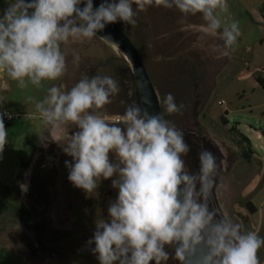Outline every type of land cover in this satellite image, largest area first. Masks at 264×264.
<instances>
[{"label": "rangeland", "instance_id": "374dc122", "mask_svg": "<svg viewBox=\"0 0 264 264\" xmlns=\"http://www.w3.org/2000/svg\"><path fill=\"white\" fill-rule=\"evenodd\" d=\"M100 2L94 0V5ZM7 6L8 0H0V15ZM227 6L219 13L222 25L238 21L241 30L228 56L221 55L222 28L216 36L206 33L200 14L184 17L175 8L153 6L137 14L135 26L116 24L136 42L164 118L190 145L186 170L198 171L200 146L215 154L219 171L214 194L223 216L264 237V91L256 82L264 78V0H227ZM61 47L67 71L57 81L21 89L0 74V104L17 115L6 127L8 144L0 154V264H99L94 245L87 242L95 221L108 218L109 204L117 198L115 177L102 179L91 193L74 187L65 164L72 157L63 146L78 129L45 125L34 105L51 86L67 91L84 76L108 75L120 92L99 112L119 123L131 105L125 82L134 79L121 52L97 36ZM74 53L80 56L78 65ZM168 93L178 106L184 105L182 113L164 112ZM239 131L251 141L248 156ZM258 256L264 264V247ZM167 264L179 262L169 259Z\"/></svg>", "mask_w": 264, "mask_h": 264}, {"label": "clouds", "instance_id": "9594fccd", "mask_svg": "<svg viewBox=\"0 0 264 264\" xmlns=\"http://www.w3.org/2000/svg\"><path fill=\"white\" fill-rule=\"evenodd\" d=\"M153 6L175 8L184 17L200 14L212 36L222 28L223 56L241 36L238 21L222 25L219 13L227 11V0H101L98 6L94 0H8L0 15V74L21 89L57 81L67 71L63 44L90 40L109 24L135 26L137 14ZM79 61L74 53L73 63ZM119 92L111 76H84L67 91L49 87L34 105L45 125L78 129L63 146L72 157L65 164L74 187L91 193L102 179L115 177L117 198L109 204L108 218L95 221L87 242L99 264H167L169 259L186 264L200 247L205 252L197 264H260L264 237L227 217L217 220L210 207L218 187L216 156L202 147L198 171L186 170L184 157L191 148L183 132L163 112L149 113L135 103L119 123L109 122L99 110ZM162 107L171 115L182 113L184 105L168 93ZM5 116L10 119L11 113L0 111V154L8 144Z\"/></svg>", "mask_w": 264, "mask_h": 264}, {"label": "water", "instance_id": "95a60500", "mask_svg": "<svg viewBox=\"0 0 264 264\" xmlns=\"http://www.w3.org/2000/svg\"><path fill=\"white\" fill-rule=\"evenodd\" d=\"M96 36L119 50L124 59L130 65L135 83L130 103L139 105L149 113H162L157 92L138 52L136 42L133 41L116 23L109 24L103 31L98 32ZM146 100L150 101V104L146 103ZM210 207L217 213V220L224 217L218 206L215 194L210 201ZM204 252L205 249L203 247L198 248L196 255L190 257L186 261V264H197V261L202 257Z\"/></svg>", "mask_w": 264, "mask_h": 264}, {"label": "trees", "instance_id": "16d2710c", "mask_svg": "<svg viewBox=\"0 0 264 264\" xmlns=\"http://www.w3.org/2000/svg\"><path fill=\"white\" fill-rule=\"evenodd\" d=\"M256 82L259 84V86L261 87V89L264 91V78L263 77H257L256 78ZM235 130H238L236 127H233ZM239 134H240V136L242 137V139L244 140V142H246V144H247V151H246V154H247V156L249 155V152H251V151H249V150H251L250 148H251V141H250V139L244 134V133H242L241 131H239ZM255 211V209H253V211L252 212H254Z\"/></svg>", "mask_w": 264, "mask_h": 264}, {"label": "flooded vegetation", "instance_id": "af4514ba", "mask_svg": "<svg viewBox=\"0 0 264 264\" xmlns=\"http://www.w3.org/2000/svg\"><path fill=\"white\" fill-rule=\"evenodd\" d=\"M134 88H135V83H134V81L133 82H125V91H126V93H127V97H129L130 99H131V96L132 95H129V92H131L132 94H133V90H134ZM201 147V149H202V146H200ZM215 155V154H214ZM216 159H217V157H216ZM217 164H218V166H219V163H218V161H217Z\"/></svg>", "mask_w": 264, "mask_h": 264}, {"label": "built area", "instance_id": "2783aa9c", "mask_svg": "<svg viewBox=\"0 0 264 264\" xmlns=\"http://www.w3.org/2000/svg\"><path fill=\"white\" fill-rule=\"evenodd\" d=\"M0 111H5V112H9L11 113V118L9 119L7 116L4 117V123H5V127L8 126V124L10 123V121H12L14 118L17 117V115L15 113H13L11 110H9L8 108H0Z\"/></svg>", "mask_w": 264, "mask_h": 264}, {"label": "crops", "instance_id": "0c3cea01", "mask_svg": "<svg viewBox=\"0 0 264 264\" xmlns=\"http://www.w3.org/2000/svg\"><path fill=\"white\" fill-rule=\"evenodd\" d=\"M242 133H244V132H242ZM244 134H246V133H244ZM246 136H247V135H246ZM256 136L259 137V133H256ZM255 211H256V210H255ZM255 211H254V212H255Z\"/></svg>", "mask_w": 264, "mask_h": 264}]
</instances>
